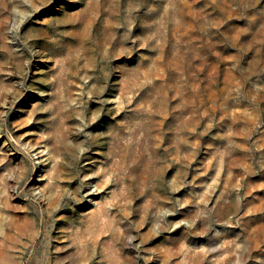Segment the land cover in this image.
<instances>
[{
    "label": "rangeland",
    "instance_id": "374dc122",
    "mask_svg": "<svg viewBox=\"0 0 264 264\" xmlns=\"http://www.w3.org/2000/svg\"><path fill=\"white\" fill-rule=\"evenodd\" d=\"M0 264H264V0H0Z\"/></svg>",
    "mask_w": 264,
    "mask_h": 264
}]
</instances>
